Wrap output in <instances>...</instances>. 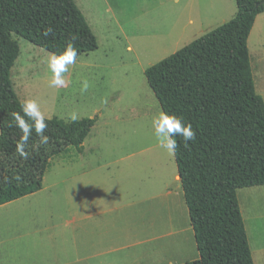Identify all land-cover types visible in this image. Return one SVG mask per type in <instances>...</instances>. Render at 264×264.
Segmentation results:
<instances>
[{
    "label": "rangeland",
    "instance_id": "obj_1",
    "mask_svg": "<svg viewBox=\"0 0 264 264\" xmlns=\"http://www.w3.org/2000/svg\"><path fill=\"white\" fill-rule=\"evenodd\" d=\"M73 1L95 36L97 49L68 66L63 86H53L50 53L18 38L11 81L18 99L35 100L44 118L71 121L75 113L76 120L90 118L95 123L82 150L69 147L51 159L39 191L0 206V264L197 260L191 230L181 232L187 218L182 198L181 217L177 204L169 208L161 204L155 230L171 235L143 242L150 237L149 198L165 185L173 189L176 173L173 155L156 138L153 120L162 111L143 73L232 19L235 1ZM247 49L255 92L264 102V15L254 23ZM85 80L88 89L81 91ZM237 199L253 264H264V186L240 189ZM96 213L100 214L94 217ZM86 216L102 220L101 245L79 233ZM174 241L176 248L183 245V252L173 254L169 243ZM152 247L155 260L143 258Z\"/></svg>",
    "mask_w": 264,
    "mask_h": 264
},
{
    "label": "trees",
    "instance_id": "obj_2",
    "mask_svg": "<svg viewBox=\"0 0 264 264\" xmlns=\"http://www.w3.org/2000/svg\"><path fill=\"white\" fill-rule=\"evenodd\" d=\"M234 1L232 19L143 73L161 111L195 132L187 145L175 137L173 155L198 253L183 264H253L237 191L264 186V102L255 92L247 49L264 0ZM18 38L56 55L71 41L76 60L97 49L73 0H0V206L39 191L51 159L69 147L81 150L95 123L45 118L48 143L32 128L27 156L19 155L23 133L12 114L23 115L22 102L11 81Z\"/></svg>",
    "mask_w": 264,
    "mask_h": 264
},
{
    "label": "clouds",
    "instance_id": "obj_3",
    "mask_svg": "<svg viewBox=\"0 0 264 264\" xmlns=\"http://www.w3.org/2000/svg\"><path fill=\"white\" fill-rule=\"evenodd\" d=\"M77 57V51L71 41L67 44L64 51L59 54H50L48 59V68L52 72L51 84L53 86H63L65 80L63 73L68 72V66L74 64ZM87 80L83 81L81 91H87ZM21 110L23 115L19 112H14L12 115L16 121V125L21 130L23 135L17 144V151L21 157L27 156L24 151L26 142L29 139L30 130L35 129L38 136L41 137V142L48 143V137L43 135V130L47 127L43 113L40 111L39 106L35 100H25L21 104ZM24 117H28L32 123L25 120ZM71 119L75 121L77 116L72 114ZM153 126L155 128L156 138L159 145L164 148L169 154L174 155L177 148V135L182 136L185 145L190 140L195 138V132L192 130L191 124H183L181 119L175 115H169L161 112L153 120ZM19 179V177H17Z\"/></svg>",
    "mask_w": 264,
    "mask_h": 264
},
{
    "label": "crops",
    "instance_id": "obj_4",
    "mask_svg": "<svg viewBox=\"0 0 264 264\" xmlns=\"http://www.w3.org/2000/svg\"><path fill=\"white\" fill-rule=\"evenodd\" d=\"M264 15V12L262 14H259L256 18L254 23L262 16ZM254 25V24H253ZM253 28V27H252ZM252 30V29H251ZM84 143V142H83ZM83 147V144H82ZM82 150V148H81ZM174 159V158H173ZM171 183H173V189L169 188L168 186L165 185L164 189H159L156 193H154L150 198V205L148 207L147 213H149L150 217L148 222V229L146 228V234H148L150 237L146 238V241L144 242L146 244L149 243H153V242H157V240L159 241V239H162L164 237H169L171 234H167L166 236L163 235H159L157 234L156 230H155V226L158 223L157 220L159 218V212L161 210V204L164 203L165 205H167V208H169V206H171V204L175 203L177 204V209H180V217L183 214L182 209H181V199L183 200V196H182V191H181V187H180V182H179V178L177 175V169H176V173L173 175ZM34 194V193H33ZM182 196V197H181ZM173 197L175 198V200L173 199ZM184 203V200H183ZM184 207H185V203H184ZM186 210V207H185ZM187 213V210H186ZM100 213H96L94 217H97ZM93 217V218H94ZM92 216H86L84 217V219L82 220V223L79 224V233L83 236H88L90 235L93 239H94V243L95 245H101L102 243V239H103V222L102 220H98V218L93 219ZM184 222L183 226H185V228L181 231L186 232L191 230L192 234V228L189 222V218H188V214H187V218L184 217ZM188 225V227L186 228V226ZM98 233H101L100 235H98ZM114 236V234H111L110 237L112 238ZM193 240H194V235H192ZM195 243V241H194ZM170 250L173 252V254H178L180 252H183V245L180 244L179 247L176 248V241L174 242H170ZM96 248V246L91 245L89 246V248ZM196 247V246H195ZM156 248V247H155ZM150 253L148 254L146 251L144 253H142V257L143 258H149V260H155V258L157 257V255H153L154 254V248L152 247L150 250H148ZM99 254L98 252H95V255ZM170 263V262H169Z\"/></svg>",
    "mask_w": 264,
    "mask_h": 264
}]
</instances>
